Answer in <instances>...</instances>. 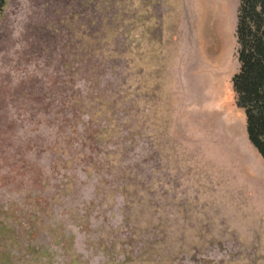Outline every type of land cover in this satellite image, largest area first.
Returning a JSON list of instances; mask_svg holds the SVG:
<instances>
[{"label": "rangeland", "instance_id": "374dc122", "mask_svg": "<svg viewBox=\"0 0 264 264\" xmlns=\"http://www.w3.org/2000/svg\"><path fill=\"white\" fill-rule=\"evenodd\" d=\"M238 5L6 0L0 264H264Z\"/></svg>", "mask_w": 264, "mask_h": 264}, {"label": "trees", "instance_id": "16d2710c", "mask_svg": "<svg viewBox=\"0 0 264 264\" xmlns=\"http://www.w3.org/2000/svg\"><path fill=\"white\" fill-rule=\"evenodd\" d=\"M5 3L0 0V18ZM235 39V105L243 113L247 141L264 162V0H239Z\"/></svg>", "mask_w": 264, "mask_h": 264}]
</instances>
